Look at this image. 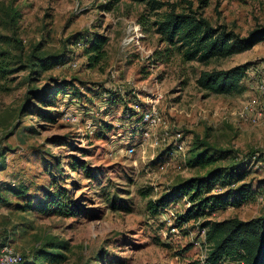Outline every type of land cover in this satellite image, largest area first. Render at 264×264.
I'll list each match as a JSON object with an SVG mask.
<instances>
[{"label": "rangeland", "instance_id": "rangeland-1", "mask_svg": "<svg viewBox=\"0 0 264 264\" xmlns=\"http://www.w3.org/2000/svg\"><path fill=\"white\" fill-rule=\"evenodd\" d=\"M169 1L179 10L187 6ZM192 2L214 25L243 36L264 26V0ZM167 11L133 0H0V238L32 264H204L205 218L264 214V41L208 63L185 61L155 31L153 22ZM132 23L141 26L140 47H123ZM97 35L109 38L107 55L90 67L86 43ZM35 52L62 55L66 63L33 73ZM246 62L237 92L208 94L197 85L203 70ZM56 81H66V89L55 93ZM157 97L164 123L149 128L141 114ZM252 100L256 104L246 109ZM178 132L185 154L175 149ZM198 136L217 156L215 167L246 172L255 199L235 206L229 187L215 190L222 195L218 206L183 221L178 217L191 203L173 194L167 209L152 214L161 197L212 168L190 165ZM53 182L71 189L79 215L48 216L27 207L42 202ZM111 196L117 197L114 206ZM49 240L68 243L60 250L65 259L36 258Z\"/></svg>", "mask_w": 264, "mask_h": 264}, {"label": "trees", "instance_id": "trees-1", "mask_svg": "<svg viewBox=\"0 0 264 264\" xmlns=\"http://www.w3.org/2000/svg\"><path fill=\"white\" fill-rule=\"evenodd\" d=\"M146 3L154 11L167 6L168 11L159 19L153 22L155 31L161 35L164 42L175 46L182 53L185 61H199L208 63L214 59H222L252 49L256 44L264 41V26H258L248 35L243 36L233 28L226 25H214L204 13L193 8L192 0H185L187 6L181 10L169 0H133ZM207 3L206 0H202ZM90 41V40H88ZM109 41L107 36L97 35L90 42L86 43L85 52L90 67L99 65L107 55L106 45ZM20 43V41H19ZM0 53V58L3 56ZM155 55V52L154 54ZM31 66H37L36 71H45L55 64H64L66 59L58 54H37L30 55ZM250 63L246 62L227 69H213L201 71L197 85L208 94L228 95L241 89L242 81L248 73ZM38 69V70H36ZM66 81H56L53 89L60 93L67 87ZM46 91V90H45ZM39 93L38 97H42ZM44 98V96H43ZM56 96L50 102L56 105ZM52 118L47 116L46 118ZM143 121V114H141ZM196 145L191 149L190 165L194 167L212 168L204 176H197L185 180L167 195L160 198L158 202L151 205L152 214L163 212L167 209L168 198L186 196L191 203L185 213L178 219L187 221L200 218L206 215L210 209L218 206L222 195L215 194V190L229 187L230 203L241 206L255 199V192L251 182H245L246 172L238 167L214 166L218 161L215 154L210 153L211 147L199 136ZM206 145V148H201ZM3 151L0 153V158ZM214 166V167H213ZM26 191L17 192L18 195ZM116 196L108 198L111 205H115ZM0 192V204H1ZM31 207L40 214L48 216H77L79 215V204L71 189L59 182H53L51 188L46 192L42 202ZM176 227V226H174ZM201 230H205L207 243V255L204 264H223L227 259H232L235 264H264V214L251 219H241L237 216L212 219L205 218L201 224ZM7 243L0 238V245ZM68 247L67 242H54L49 240L36 251V258L47 262H60L66 256L60 252ZM22 253V252H21ZM24 263L32 264V259L24 253ZM191 264H202L200 261H193Z\"/></svg>", "mask_w": 264, "mask_h": 264}, {"label": "built area", "instance_id": "built-area-1", "mask_svg": "<svg viewBox=\"0 0 264 264\" xmlns=\"http://www.w3.org/2000/svg\"><path fill=\"white\" fill-rule=\"evenodd\" d=\"M142 36L141 33V26L137 25L135 23H132L129 25L127 29V33L125 37L122 39V46L128 47L129 45H136L137 47H140V37ZM260 90L262 94L264 95V77L262 80V83L260 85ZM159 97L156 98L155 104L153 103L146 111L143 112V121L145 124L149 126V128L157 127L164 123L162 114L160 113L156 103H158ZM256 104L255 100H252L248 106H246V109L251 108ZM67 119L69 120H75L73 119V114H66ZM146 136H149L150 130L146 129L144 131ZM165 140V138H163ZM154 145H159L161 140L159 137H156L154 140ZM175 149L176 151H179L183 154H185V145L182 140L181 132H178L176 135V141H175ZM129 151H133L132 148L129 149ZM171 215L175 216L174 212H171ZM175 227L173 226V230ZM203 234H205V230H202ZM24 263V257L23 254L16 250L10 243H4L0 245V264H23Z\"/></svg>", "mask_w": 264, "mask_h": 264}]
</instances>
